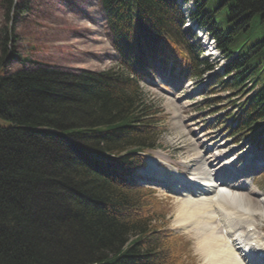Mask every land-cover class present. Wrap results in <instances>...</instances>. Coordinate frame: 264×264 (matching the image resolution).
Here are the masks:
<instances>
[{
	"label": "trees",
	"instance_id": "obj_1",
	"mask_svg": "<svg viewBox=\"0 0 264 264\" xmlns=\"http://www.w3.org/2000/svg\"><path fill=\"white\" fill-rule=\"evenodd\" d=\"M192 1L229 60L216 80L245 95L235 131L264 133V0H229L223 17L224 0ZM100 5L120 73L36 63L0 73V264H188L152 215L153 191L131 182L162 132L138 78L154 62L195 77L212 65L176 0Z\"/></svg>",
	"mask_w": 264,
	"mask_h": 264
},
{
	"label": "rangeland",
	"instance_id": "obj_2",
	"mask_svg": "<svg viewBox=\"0 0 264 264\" xmlns=\"http://www.w3.org/2000/svg\"><path fill=\"white\" fill-rule=\"evenodd\" d=\"M229 2L224 0L217 6V16L226 15ZM19 5L21 10L18 11ZM194 28L193 25L192 31ZM108 38L98 0H0V68H4L5 72L19 68V59L24 58L32 63L62 69L111 70L120 73L116 54ZM204 50L202 56L216 65L213 71L206 72L201 79L185 82L180 76L169 78L168 70L154 65L147 70L148 73L154 72L155 78L151 81L145 79L141 83V93L144 102L156 111L155 116L161 121L162 132L157 136L158 147L146 154L145 171L149 167V156L154 160L151 171H165L167 178L174 173L190 177L191 167L201 157L209 169H223L222 172L226 173L231 171V162H236V169L245 170L248 164H256L261 160L259 155L264 156V139L258 136L257 129L246 134L233 131L239 103L244 99L243 92L223 90L219 82L214 80L213 73L222 72V66L227 63L226 57L217 49L214 56L208 55V47ZM15 53L19 58L17 61L11 57ZM23 66L33 68L35 65ZM168 79L175 81L174 89H170L173 85L167 83ZM8 125L9 121L0 119V126ZM239 157L243 158L240 164ZM222 166H226L227 170ZM259 167L254 168L257 174L249 178L256 188H241L243 178L237 177L233 179L238 186L233 190L240 193L243 202L245 200L254 217L259 220L260 227L264 228L261 222L264 220V171ZM158 190L156 194L163 200L158 199L152 215L160 223L167 219L174 235H183L176 240L179 248L185 251L182 259L186 263L204 264L201 252L197 249V233L183 230L175 224L180 199L175 196L163 198L165 194L161 188L158 187Z\"/></svg>",
	"mask_w": 264,
	"mask_h": 264
},
{
	"label": "bare ground",
	"instance_id": "obj_3",
	"mask_svg": "<svg viewBox=\"0 0 264 264\" xmlns=\"http://www.w3.org/2000/svg\"><path fill=\"white\" fill-rule=\"evenodd\" d=\"M207 44L213 51L211 44ZM153 161L149 156V167H146V171L142 170L144 181L150 179ZM222 171L209 169L201 157L191 167L190 177H177L172 182L171 177L176 175H170L167 180H163L165 188L181 195L175 224L183 230L197 233V249L201 252L204 264H264V257H256L246 250H261L264 253V231L256 225L257 219L250 206L245 200L243 202L240 193L233 190L237 188L231 185L234 184L232 178L224 177ZM164 176L166 173L154 179H164ZM251 226L254 227L252 232L245 233L244 230Z\"/></svg>",
	"mask_w": 264,
	"mask_h": 264
}]
</instances>
